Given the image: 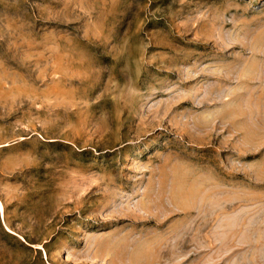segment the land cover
I'll return each mask as SVG.
<instances>
[{"label": "rangeland", "instance_id": "rangeland-1", "mask_svg": "<svg viewBox=\"0 0 264 264\" xmlns=\"http://www.w3.org/2000/svg\"><path fill=\"white\" fill-rule=\"evenodd\" d=\"M0 204V264H264V0H0Z\"/></svg>", "mask_w": 264, "mask_h": 264}, {"label": "crops", "instance_id": "crops-1", "mask_svg": "<svg viewBox=\"0 0 264 264\" xmlns=\"http://www.w3.org/2000/svg\"><path fill=\"white\" fill-rule=\"evenodd\" d=\"M228 244L230 245V243L225 245ZM190 252L195 256V260L199 262L198 264H207V262L218 260L217 258L226 257L229 249L224 246V242H213L211 238H207L203 234L199 235L197 240L192 244Z\"/></svg>", "mask_w": 264, "mask_h": 264}, {"label": "bare ground", "instance_id": "bare-ground-1", "mask_svg": "<svg viewBox=\"0 0 264 264\" xmlns=\"http://www.w3.org/2000/svg\"><path fill=\"white\" fill-rule=\"evenodd\" d=\"M1 205V204H0ZM2 208V205L0 206Z\"/></svg>", "mask_w": 264, "mask_h": 264}]
</instances>
